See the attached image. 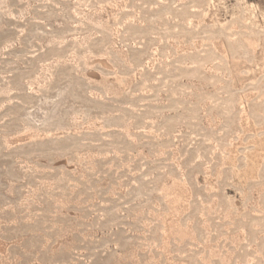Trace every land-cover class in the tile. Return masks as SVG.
<instances>
[{
  "label": "rangeland",
  "instance_id": "374dc122",
  "mask_svg": "<svg viewBox=\"0 0 264 264\" xmlns=\"http://www.w3.org/2000/svg\"><path fill=\"white\" fill-rule=\"evenodd\" d=\"M0 264H264V0H0Z\"/></svg>",
  "mask_w": 264,
  "mask_h": 264
}]
</instances>
